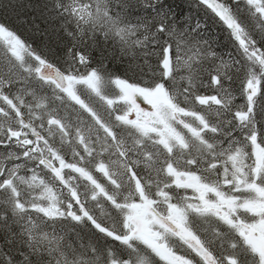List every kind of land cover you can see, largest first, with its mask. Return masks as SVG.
Instances as JSON below:
<instances>
[{
  "label": "snow or ice",
  "instance_id": "obj_1",
  "mask_svg": "<svg viewBox=\"0 0 264 264\" xmlns=\"http://www.w3.org/2000/svg\"><path fill=\"white\" fill-rule=\"evenodd\" d=\"M187 8L0 0V264H264V0Z\"/></svg>",
  "mask_w": 264,
  "mask_h": 264
},
{
  "label": "trees",
  "instance_id": "obj_2",
  "mask_svg": "<svg viewBox=\"0 0 264 264\" xmlns=\"http://www.w3.org/2000/svg\"><path fill=\"white\" fill-rule=\"evenodd\" d=\"M14 2H23V3L27 4L29 2V0H14ZM191 2L195 3V0H191ZM176 3L185 5V11L188 10V8H187L188 0H176ZM191 10L193 13H195L197 11L195 8H192ZM25 11L27 12V10H25ZM27 14L30 17L31 14L30 13H27ZM0 20H3L2 16H0ZM7 22L9 23V25L11 27H14V28H17L18 30L23 31V26L17 22L16 17L9 18Z\"/></svg>",
  "mask_w": 264,
  "mask_h": 264
}]
</instances>
